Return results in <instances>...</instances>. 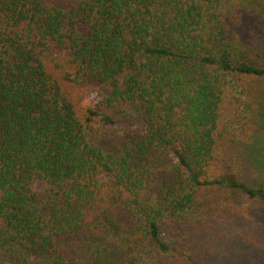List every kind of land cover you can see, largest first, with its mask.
<instances>
[{"label":"trees","instance_id":"trees-1","mask_svg":"<svg viewBox=\"0 0 264 264\" xmlns=\"http://www.w3.org/2000/svg\"><path fill=\"white\" fill-rule=\"evenodd\" d=\"M246 2L0 0V264L264 262Z\"/></svg>","mask_w":264,"mask_h":264},{"label":"rangeland","instance_id":"rangeland-1","mask_svg":"<svg viewBox=\"0 0 264 264\" xmlns=\"http://www.w3.org/2000/svg\"><path fill=\"white\" fill-rule=\"evenodd\" d=\"M248 32H254L258 35V37L263 38L262 40H264V0H255V2L249 3L246 2L242 7V24L239 27L238 36L243 39L248 36ZM249 80L251 84L257 88L264 86V80L258 81L254 78H249L248 81ZM259 84L262 85L259 86ZM263 96H258V101L261 98H264ZM127 110L129 114L125 116L110 115V121L114 127L137 128L144 127L146 125V116L143 110L142 102L135 101L128 103ZM43 185V182L37 181L34 188L40 190L43 188ZM240 201L241 203L249 202L244 199H241ZM254 264H264V262H260V260H258Z\"/></svg>","mask_w":264,"mask_h":264}]
</instances>
